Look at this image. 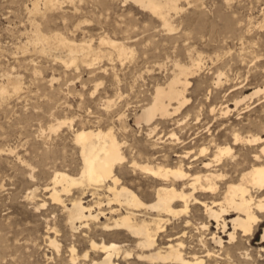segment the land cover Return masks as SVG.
I'll list each match as a JSON object with an SVG mask.
<instances>
[{
  "label": "rangeland",
  "instance_id": "1",
  "mask_svg": "<svg viewBox=\"0 0 264 264\" xmlns=\"http://www.w3.org/2000/svg\"><path fill=\"white\" fill-rule=\"evenodd\" d=\"M34 1L42 7V0H0V84L8 89L0 93V264H80L89 238L121 240L113 231L93 228L92 222L71 230L62 203L49 196L53 172L77 175L81 170L75 130L112 127L125 141L126 156L130 147L143 153L159 150L172 162L173 150L183 149L174 144L172 131L190 147L197 133L222 138L225 130L228 136L232 130L259 132L264 145V89L243 98L264 88V0H176L178 9L166 12L171 29L131 0H60L41 13L31 11ZM36 29L51 36L48 44L35 40ZM56 34L77 45L91 44L103 55L91 63L78 58L65 64L67 50ZM103 36L123 42L128 54L118 56L108 43L99 42ZM195 61L200 65L187 74L186 102L170 117H155L150 124L156 129L148 136L145 124H135L136 113L151 101L155 86L165 85L178 71L176 63L190 67ZM14 80L19 81L17 91L10 83ZM57 120L65 122L50 129ZM177 124L188 126L181 131ZM138 181L147 186L145 177ZM82 186L61 192L63 202L75 196L92 202ZM142 198L151 196L143 193ZM191 207L194 220L206 219L202 207ZM263 225L264 216L253 248ZM72 243L79 255L75 263L69 260ZM119 262L140 263L133 258Z\"/></svg>",
  "mask_w": 264,
  "mask_h": 264
},
{
  "label": "bare ground",
  "instance_id": "2",
  "mask_svg": "<svg viewBox=\"0 0 264 264\" xmlns=\"http://www.w3.org/2000/svg\"><path fill=\"white\" fill-rule=\"evenodd\" d=\"M131 1L160 17L168 29L173 28L166 12L178 9L176 0ZM60 4V0H42L40 7L39 2L34 1L31 11L41 13V9L44 12ZM50 37L35 30V40L42 46L49 43ZM54 38L67 50L66 59L63 58L65 64L78 58L91 63L103 55L91 44L77 45L57 34ZM99 42L108 43L118 56L128 52L123 42L108 36L101 37ZM196 61L190 67L176 63L178 71L165 85H156L151 101L136 113L135 124H145L148 136L156 129V124H150L155 117H170L186 102L187 74L192 72L193 66L199 67ZM220 76L221 72L217 74L218 80ZM10 83L13 91L19 89L18 80ZM263 89L258 87L243 98ZM7 91V86L0 84V93ZM106 103V106L111 105V101ZM64 122L57 120L49 128L56 130ZM177 125L181 131L188 126ZM224 132L220 135L222 138L210 133V137H201L197 133L192 138L195 146L188 147V142L182 140L184 137L172 131L174 144L181 143L183 147L181 151L173 150L171 155L176 161L172 162L167 153L158 155L159 150L143 153L130 147V155L126 156L122 151L125 141L117 139L112 127L75 130L81 170L77 175L59 170L53 172L52 184L46 187L49 196L62 203L65 223L71 230L87 227L92 222L93 228L113 231L123 238L107 241L89 238L80 264H120L119 258H133L142 264H261L264 261V225L255 248L252 241L264 216L263 137L259 132L242 135L232 130L229 136L226 130ZM155 144L150 143V148H156ZM140 177L147 179V186L138 181ZM73 184L88 188L93 201L85 204L82 197L75 196L65 204L61 192L69 193ZM143 193L151 199L144 201ZM191 205L202 207L206 219L194 220ZM212 222L214 230L210 228ZM49 243L56 248L59 245L55 238H50ZM68 249L69 260L75 263L79 255L73 243Z\"/></svg>",
  "mask_w": 264,
  "mask_h": 264
}]
</instances>
